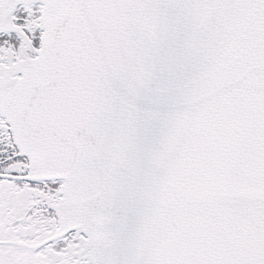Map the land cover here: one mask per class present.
Returning <instances> with one entry per match:
<instances>
[{"label": "snow or ice", "instance_id": "6c2138e0", "mask_svg": "<svg viewBox=\"0 0 264 264\" xmlns=\"http://www.w3.org/2000/svg\"><path fill=\"white\" fill-rule=\"evenodd\" d=\"M0 264H264V0H0Z\"/></svg>", "mask_w": 264, "mask_h": 264}]
</instances>
